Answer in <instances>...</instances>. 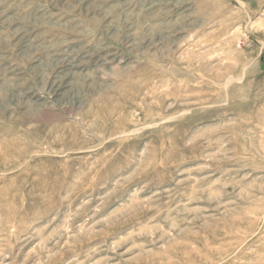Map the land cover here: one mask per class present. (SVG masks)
<instances>
[{"label":"rangeland","instance_id":"1","mask_svg":"<svg viewBox=\"0 0 264 264\" xmlns=\"http://www.w3.org/2000/svg\"><path fill=\"white\" fill-rule=\"evenodd\" d=\"M0 264H264V0H0Z\"/></svg>","mask_w":264,"mask_h":264}]
</instances>
